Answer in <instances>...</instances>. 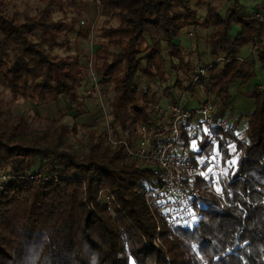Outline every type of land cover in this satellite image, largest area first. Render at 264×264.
Masks as SVG:
<instances>
[{"label": "trees", "instance_id": "trees-1", "mask_svg": "<svg viewBox=\"0 0 264 264\" xmlns=\"http://www.w3.org/2000/svg\"><path fill=\"white\" fill-rule=\"evenodd\" d=\"M199 1L101 0L107 15L91 63L97 83L110 86L111 123L123 135L158 118L154 97L145 95L144 106L136 101L139 75L149 88L151 81L165 83L167 68L174 76L192 72L180 42L184 29L194 37L199 27L207 30L208 57L217 62L207 68V83L190 84L194 70L183 91L203 86L214 119L232 113V86L256 81L244 92L250 109L229 114L233 133L211 127L194 135L205 150L188 158L191 166L196 155L211 154L210 139L222 169L217 183L196 176L195 222L170 228L152 215L143 192L155 169L121 145L102 146L103 133L97 139L89 133V149L77 157L65 136L75 124L37 132L20 114L0 120V173L12 175L0 182V264H264V71L258 73L264 70V17L246 12L240 0H227L223 14L209 1L200 16ZM69 2L74 0H46L18 20L0 0V77L14 98L36 105L64 99L81 112L82 89L91 80L86 56L77 46L55 53L89 35L68 15ZM56 10L62 16L55 18ZM245 47L252 52L242 58ZM178 79L173 86L180 87ZM34 171L40 176L28 179ZM104 189L112 194L109 203L100 198Z\"/></svg>", "mask_w": 264, "mask_h": 264}, {"label": "built area", "instance_id": "built-area-1", "mask_svg": "<svg viewBox=\"0 0 264 264\" xmlns=\"http://www.w3.org/2000/svg\"><path fill=\"white\" fill-rule=\"evenodd\" d=\"M94 2L97 6L102 4L101 0H94ZM79 22L85 23L81 19ZM92 29V27L89 28V34H92ZM216 62L217 60H213L207 66L202 65L196 68L190 84L196 85L201 81L200 79L207 83V68ZM89 72L91 86L86 89L88 93L97 84L91 63ZM147 88V82L141 83L138 87L136 101L140 106H144ZM156 107L158 118L153 124H138L134 126L130 134H119L114 137L117 128L110 120L104 125V135L112 146L121 145L127 155L155 169L156 176L152 186L143 192V198L150 213L162 218L170 228L178 225H192L197 218L194 206L200 198V190L195 182L196 176L209 179L211 174V180L217 183L218 176L222 174L221 157L218 151L212 152L214 161L210 159L207 168L204 166V160L210 155L202 158L196 155L194 166L188 162V158L197 152L198 148L194 135L198 130L205 133L211 127L233 133L231 121L228 117L214 119V110L207 98L195 107L173 102L165 107ZM183 134L187 135V140H184ZM192 138L195 139V144L191 146ZM39 176L38 171L26 174L28 179ZM11 177L9 171H4L0 173V182ZM100 198L109 203L113 197L109 190L104 189L100 192ZM156 231L159 233L160 227H157Z\"/></svg>", "mask_w": 264, "mask_h": 264}, {"label": "rangeland", "instance_id": "rangeland-1", "mask_svg": "<svg viewBox=\"0 0 264 264\" xmlns=\"http://www.w3.org/2000/svg\"><path fill=\"white\" fill-rule=\"evenodd\" d=\"M6 7L10 13H14L18 20H21L25 15H32L35 14L37 9L41 8L46 0H4ZM211 1L219 8V12L221 14L224 13L226 7L228 5L227 0H200L197 3V9L199 11L200 16L204 15L206 12V3ZM243 3L246 12L251 13V5H248L247 0H240ZM194 4V2H193ZM65 10L67 11L68 15H75L78 20H84V24H79L89 29L92 27V34L88 35L87 40L79 39L72 42V47L70 50L66 51L65 49H56L55 53L63 55L69 51H73L75 46L85 54V66L89 70L90 63L93 61V51L96 48V40L99 27L104 20V17L101 16V7L97 6L94 0H74V3L65 4ZM54 16L60 17L62 13L59 10L54 12ZM114 23V20L112 21ZM236 29V28H235ZM194 34H190L189 31L184 29L180 34L181 43L184 46L183 53H185V59L189 61L191 67L193 68L192 72L198 68L200 65H204L207 62H210L213 59L208 57L207 53V30L204 28H200L197 30V36L194 37ZM197 38L196 45L194 42ZM92 66V65H91ZM183 70V69H182ZM185 72V70L183 71ZM182 71H179L178 74L175 76L173 72L168 70L165 72V77H167L165 83H153L152 81L149 83V88L146 91V98L148 96L154 97L151 102L156 103L158 100H162L161 105L164 107L166 106L167 100L169 102L174 101L176 103L181 104L180 93L182 94L183 88L189 85V76L192 72L184 75ZM259 76H262V68L259 70ZM167 75V76H166ZM179 75V82L181 85L173 86L176 76ZM156 81V80H155ZM90 82V83H89ZM88 89L91 86V80L87 81ZM160 83V84H159ZM109 85L104 86L99 92L96 90L90 89V93L86 92L85 89L83 91V98L85 106L84 108H80L81 112H77V108H72L71 104L67 103L64 99H60L58 102H49L48 104H40L36 105L34 102L25 100L24 98L18 97L14 98L10 90L3 85V81L0 77V120L10 121L16 115L22 114L25 119L27 120L29 127L37 132L44 131L48 129L51 131L58 123L67 124L70 128L72 125L75 124L74 128H71L69 132H67L66 139L68 145H70V150H72L77 157L83 156L89 149L90 138L88 137L89 133H92L93 139H97L100 136V133H103L102 137L100 136L101 145H111L112 144L105 138L104 135V125L106 121L111 120V116L109 114V105L108 99L112 95V91L109 90ZM108 88V89H107ZM157 89V91H156ZM235 90V86H232L230 92ZM189 91V96L186 95L191 100L189 106L195 107L200 104V102L205 99V95L203 92V86L199 89H193L196 94H193L192 91ZM185 91L183 92V94ZM180 96V97H179ZM145 97V96H144ZM183 97V96H182ZM184 98V99H187ZM187 104V103H185ZM244 107V111L247 112L250 109L249 102L246 103ZM228 113V118L230 119ZM239 126V128H241ZM207 130V129H206ZM239 131V129H238ZM236 130V134L238 132ZM120 130H117L115 136L120 134ZM206 132V131H205ZM239 136V134H237ZM195 144V139H191V146ZM199 146V143H197ZM113 147V146H112ZM188 152V151H187ZM215 152V150L213 151ZM206 175V173H205ZM207 176V175H206ZM219 190V187H216Z\"/></svg>", "mask_w": 264, "mask_h": 264}, {"label": "crops", "instance_id": "crops-1", "mask_svg": "<svg viewBox=\"0 0 264 264\" xmlns=\"http://www.w3.org/2000/svg\"><path fill=\"white\" fill-rule=\"evenodd\" d=\"M247 3H248V5H251L252 4L251 5V10H252L251 13H257V14H259V16L264 17V2H263V0H247ZM106 15H107V11L102 10L101 11L102 18L105 17ZM200 28L201 27H199L198 29H200ZM180 42H181V38H180ZM196 43L197 42H194L195 45H196ZM251 50H252L251 48L245 47L241 51L240 56L243 58V57L247 56V54L249 55V53L252 52ZM263 71L264 70L262 69V72ZM137 78H138L137 79L138 82H141V83L147 82L146 79L143 76H141V75H139ZM255 83H256L255 80L249 81L246 84H242V85H240L238 87H235V90H233L232 92H230V94L232 96L230 98V103H231V105L233 107V111H232L233 114H237V113H240V112H245L244 111V107H246L245 105H246V103L248 101L246 100V98L244 96V92L245 91L247 92V90L253 88V86L255 85ZM103 88H104V86H102V85H100V84L97 83L96 84V87L93 88L92 90H96V91L99 92ZM108 88L110 90V87H108ZM156 91H157V89H156ZM183 92H182V94L180 93V96L181 97L179 96L180 99H181V104L186 105V106H189L191 102H188V101H190L191 99L186 96V95L189 96V91H185L184 94H183ZM192 92H193V94H196L195 91H192ZM186 97H187V99H184ZM161 103H162V100L160 99V100H158L156 102V105L158 107H163L161 105ZM169 103H172V102H169V100H167L166 105L169 104ZM185 103H187V104H185ZM249 105L251 107V104L250 103H249ZM189 107H191V106H189ZM240 130H242V128H239V131Z\"/></svg>", "mask_w": 264, "mask_h": 264}, {"label": "snow or ice", "instance_id": "snow-or-ice-1", "mask_svg": "<svg viewBox=\"0 0 264 264\" xmlns=\"http://www.w3.org/2000/svg\"><path fill=\"white\" fill-rule=\"evenodd\" d=\"M208 144L211 145V154H210L209 158H206V159L204 160V166H205V168L208 167V165H209V163H210V159L214 161V157H212V147H213V146H212V142H211L210 139L208 140ZM219 147H220V149H223V145H222V144H221ZM204 150H205V146H204V144L202 143L201 145L198 146V148H197V152H201V151H204ZM218 150H219V149H218ZM230 160H231V159H229V161H230ZM213 166L215 167L214 163H213ZM229 174H230V173H229ZM231 175H232L233 177H236V176L238 175V173H237V172H234V173L231 172ZM211 179H212V176H211V174H210V175H209V180H211ZM224 193H225V195L228 194V185H227V184L224 185Z\"/></svg>", "mask_w": 264, "mask_h": 264}]
</instances>
